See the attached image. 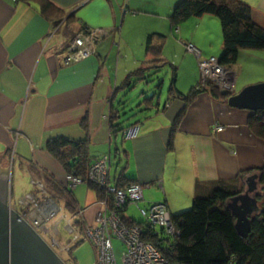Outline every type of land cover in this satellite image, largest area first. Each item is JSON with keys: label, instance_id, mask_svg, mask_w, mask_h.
Listing matches in <instances>:
<instances>
[{"label": "crops", "instance_id": "0c3cea01", "mask_svg": "<svg viewBox=\"0 0 264 264\" xmlns=\"http://www.w3.org/2000/svg\"><path fill=\"white\" fill-rule=\"evenodd\" d=\"M47 1L72 13L73 21L52 28L39 13V0H0V172H8L10 202L18 186L14 167L31 182L39 181L44 171L66 186L65 171L45 149L48 139L59 136L86 140L93 161L114 151V161L127 162L125 175L143 185V204L163 202L171 215L192 203L198 183L204 193L218 181H230L239 172L264 166V141L247 127L250 112L231 108L205 90L184 110L178 97L166 102L164 109V104L159 106L139 124L133 140L112 134L109 117L118 88L129 73L151 60L144 46L147 35L166 36L160 58L169 64L170 77L174 67L176 90L186 95L203 85L197 58L186 45H194L202 58L221 56L222 46L215 55L207 36L215 27L213 16L191 18L174 28L169 16L180 0ZM259 5L264 11V0ZM253 20L257 22L254 16ZM83 29L108 33L96 44L95 54L65 65V49ZM231 70L235 94L245 83L236 78V64ZM214 126L223 130L216 132ZM29 165L42 174L33 177ZM72 192L77 202L73 215L78 214L83 225L91 224L100 207L96 192L87 183ZM45 195L43 199L51 198L58 206L53 201L57 195ZM58 202L62 208L57 212L65 211V202Z\"/></svg>", "mask_w": 264, "mask_h": 264}, {"label": "trees", "instance_id": "16d2710c", "mask_svg": "<svg viewBox=\"0 0 264 264\" xmlns=\"http://www.w3.org/2000/svg\"><path fill=\"white\" fill-rule=\"evenodd\" d=\"M39 9L40 15L50 22L52 28L63 22L69 24L74 19L72 13L61 11L47 0H39ZM205 15L215 17L220 23L222 52L219 62L222 66L231 69L243 50H264V23L255 22L251 7L240 0H180L169 19L171 25L176 28L188 19ZM165 38L166 36L156 33L147 35L144 46L151 60L149 64L129 73L118 88L116 92L118 95L116 94L115 97H119L114 99L115 103L111 106L109 117L112 134L120 133L122 136L125 128L140 124L155 113V110H159L157 93L162 87L160 73L169 65L160 58ZM153 82L152 90L157 92H152L148 97L142 92L140 101L131 106L128 99L130 92L140 83ZM204 90L227 103L229 97L227 93L223 95L220 89L210 83L192 88L186 95L179 93L176 90V72L172 66L167 97L162 109L171 98L178 97L184 104V110L188 102L199 91ZM180 116L181 113L177 116L176 122L181 118ZM247 127L256 138L264 141V112H250ZM45 149L61 165L66 174L81 178L96 192L99 201L104 198L103 189L86 181L89 165L102 157L94 161L89 157L86 140L54 137L46 141ZM113 152L109 153L111 162L117 159ZM118 160L119 174L113 180L109 179L110 183L116 188L139 184L134 178L125 175L127 162L119 164ZM29 171L33 177L43 173L39 182L47 193L55 194L63 200L64 207L71 210V214L76 212L77 202L71 189L54 181L44 171L39 172L36 166L29 165ZM250 188L252 191L249 194L256 200L258 211L251 218L249 233L246 237H241L235 228V217L227 205L232 198L245 193ZM200 190L198 183L189 210L171 215L173 234H167L162 229L145 228L147 233L144 234L143 240L151 243L170 264H264V166L245 171V177L241 179L236 177L230 181H218L204 193ZM40 202L39 200L38 203ZM124 211L125 209H121L119 212L124 224L137 226L143 224L147 227L142 217L140 221L126 218ZM74 224L82 227L84 223L77 220ZM82 242L84 241L74 245ZM74 245L71 251L75 248Z\"/></svg>", "mask_w": 264, "mask_h": 264}, {"label": "built area", "instance_id": "2783aa9c", "mask_svg": "<svg viewBox=\"0 0 264 264\" xmlns=\"http://www.w3.org/2000/svg\"><path fill=\"white\" fill-rule=\"evenodd\" d=\"M83 31L78 32L70 40L65 50L63 60L65 65L83 60L92 53L95 54L96 44L108 33L103 29H87ZM186 50L197 58L201 83L203 85L211 83L221 91H233L235 74L231 69L222 66L218 58L212 56L202 58L199 50L191 43L186 45ZM139 130V124L125 128L122 132V139L133 140L137 138ZM110 163V154H105L100 159L92 162L86 173V181L104 191V198L99 201L100 207L95 212L92 223L83 225L82 227L79 226L78 231L80 230V234L76 233L77 230L74 226L68 225L67 233L72 235L70 245L61 246L54 239V236L51 239L48 238V241H50L48 244L59 252H67L77 242L86 241L96 251L95 264H118L113 248V240L117 238L124 246V250L121 251L120 256L121 264H170L151 243L143 240L144 234L147 233L145 228L162 229L167 234L174 233L171 214L167 206L163 203L141 204L143 202V186L140 184H130L124 188H116L109 181ZM65 183L67 188L74 190L85 182L79 177L67 174L65 176ZM40 187H43V185L41 184ZM37 201H35V208L29 214L25 212L23 219L38 234H45L47 237L49 236V231L46 223L56 213L49 210L51 211L50 215L44 218L42 213H49V211L43 212L44 205L48 202H44L43 205L41 204L42 202L38 203ZM132 203L136 204L137 211L147 227L143 224L139 226L126 225L122 221L119 213L120 210L125 209L124 215L126 216V209ZM77 216L78 214L72 216L74 223L77 220Z\"/></svg>", "mask_w": 264, "mask_h": 264}, {"label": "rangeland", "instance_id": "374dc122", "mask_svg": "<svg viewBox=\"0 0 264 264\" xmlns=\"http://www.w3.org/2000/svg\"><path fill=\"white\" fill-rule=\"evenodd\" d=\"M240 1L245 2L247 5L251 7L254 19L259 24L264 23V11L258 7L260 6L259 4H260V1L262 0H240ZM207 20H210L209 17ZM211 20L214 22L213 25L215 27H214L213 32L208 33L207 36L212 40V45L210 46L211 51L212 52L214 51L215 55H217L218 51L221 49V46H222L221 27H220L219 21L215 17H211ZM182 24H187V21L183 22ZM199 32L200 30L198 31V33ZM77 34L78 33H76L74 36H76ZM92 55L93 54H91V56ZM203 58H208V57L203 56ZM236 67L239 68L238 70L239 74L237 71L236 78L237 80H240L245 83V86H243V88L247 86H251V85L264 83V50H243L241 51L239 58H238V64L236 63ZM169 70L170 69L166 67L160 73V76L162 77V80H163V87L160 91V97H159L161 106L166 99V92L169 87V82H170V71ZM153 85H154V82L149 83V84L140 83L128 96L130 105L134 106L136 103L140 101V98H141L140 94L142 92L146 93L145 97L150 96L152 92H156V90H152ZM237 87H240V86L237 84ZM226 93L228 96H231L234 94L233 91L226 92ZM222 130H223L222 126H214V131L220 132ZM7 164H8V161H7ZM10 164H11V161H10ZM255 168H258V167H252L249 169H255ZM249 169L239 172L236 175V177H238L239 179H241V177H245V171H248ZM2 170L4 171V169ZM119 170H120V166L117 165L116 161L112 160L111 169H110L111 180L119 173ZM14 172H15L14 174L15 179L18 182V186L16 185L17 189L13 191V192L16 191V194L14 193L13 202H10L12 199L9 198L10 197L8 195L9 188L8 186H6V189H7L6 194L8 195L7 198L10 199L7 201V203L9 204L11 210L17 213L21 217V219L24 220L23 216L25 215V212L29 214L32 211V209L35 208L34 205L37 199L38 200L40 199L44 202H48L46 205L43 204L44 202L41 203L44 205L43 212L46 213L49 210H52L53 212L55 211L56 214L54 217L50 218L49 221L46 223V227L49 231V236L46 237L45 234H39L40 237L47 244L50 243V241H48V238L51 239L54 236V239L59 244H61V246L70 245L72 235L67 233V229L69 228L68 225H71V227L74 226V228L77 230L76 233L80 234V230L78 231V226L75 225L74 222L72 221L74 220V218H72L73 214H71L72 211L65 208V211L59 210V212L57 213L58 209H60L61 207L59 206V202H58L59 198L57 200L53 198V201H55V203L58 204V206L54 205L51 198H49L50 201L48 198L43 199V197H46L45 194H48V193L45 189H43V187H40L41 182L36 180V178H34V180L31 182L27 174L23 172H16L15 167H14ZM5 173L8 176V172L6 171ZM154 190H155L154 187L150 189L151 192H154ZM156 191H158L157 188H156ZM145 192H148V191L146 190ZM190 208H191V204L190 202H188V204H186L185 206H182L181 211L184 212V211L189 210ZM50 213L51 211H49L48 214L42 213V215L44 216V218H47V216H49ZM63 213L65 214L62 215ZM126 216L133 218L134 220H137V221L141 220V216L138 214L136 204L132 203L127 207ZM70 218L72 219L68 221ZM74 246L75 248H73L72 251L70 249L71 253H66V252H59L49 245V247L52 248V250L58 255V257L62 260L64 264L66 262H70L71 264H95L96 251L90 243L85 241V242L80 243L79 245L77 244ZM113 248H114V253L118 261V264H121L120 256H121V251L124 250V246L119 239L115 238L113 240Z\"/></svg>", "mask_w": 264, "mask_h": 264}, {"label": "water", "instance_id": "95a60500", "mask_svg": "<svg viewBox=\"0 0 264 264\" xmlns=\"http://www.w3.org/2000/svg\"><path fill=\"white\" fill-rule=\"evenodd\" d=\"M161 83L163 87V80ZM161 89L157 93L158 106H161ZM221 93L226 94L223 91ZM227 105L249 112H264V83L244 87L228 97ZM3 176L6 183L5 172ZM6 190V185L0 188V264H64L40 235L11 210ZM251 191L252 188L232 198L227 205L235 217V228L241 237L249 233L251 218L258 211L256 200L249 194Z\"/></svg>", "mask_w": 264, "mask_h": 264}, {"label": "flooded vegetation", "instance_id": "af4514ba", "mask_svg": "<svg viewBox=\"0 0 264 264\" xmlns=\"http://www.w3.org/2000/svg\"><path fill=\"white\" fill-rule=\"evenodd\" d=\"M4 174V173H3ZM3 174H2V171L0 172V188H3L5 185H6V183H5V181L3 180V179H5V176H3ZM248 182H250V181H248ZM250 184V183H249ZM38 200V199H37ZM36 200V201H37ZM38 202V201H37ZM52 249V248H51ZM68 252H70V250H68L66 253H68ZM65 264H71L70 262H66Z\"/></svg>", "mask_w": 264, "mask_h": 264}, {"label": "bare ground", "instance_id": "6f19581e", "mask_svg": "<svg viewBox=\"0 0 264 264\" xmlns=\"http://www.w3.org/2000/svg\"><path fill=\"white\" fill-rule=\"evenodd\" d=\"M83 32H85V31H83ZM66 52V51H65ZM93 54V53H92ZM96 161V160H95ZM110 166H111V163H110ZM141 186H143V185H141Z\"/></svg>", "mask_w": 264, "mask_h": 264}]
</instances>
